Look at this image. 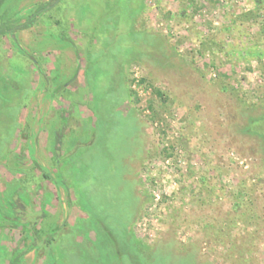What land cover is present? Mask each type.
I'll return each instance as SVG.
<instances>
[{
	"label": "rangeland",
	"instance_id": "374dc122",
	"mask_svg": "<svg viewBox=\"0 0 264 264\" xmlns=\"http://www.w3.org/2000/svg\"><path fill=\"white\" fill-rule=\"evenodd\" d=\"M51 1L0 0V264H264V0Z\"/></svg>",
	"mask_w": 264,
	"mask_h": 264
},
{
	"label": "trees",
	"instance_id": "16d2710c",
	"mask_svg": "<svg viewBox=\"0 0 264 264\" xmlns=\"http://www.w3.org/2000/svg\"><path fill=\"white\" fill-rule=\"evenodd\" d=\"M57 0H54V1H51V2H48L47 4H45V5H43V6H51V5H53L55 2H56ZM118 2H122V0H118ZM38 11V10H37ZM45 176H48V175H45ZM14 219V218H13ZM23 220H24V217L22 218ZM16 220V219H15ZM18 220V219H17ZM18 222V221H17ZM25 224V223H24ZM25 226V225H24ZM32 227V226H31ZM35 230V232H36V234H39L40 232L38 231V230H36V229H34ZM42 236L43 235H40L39 234V238H40V240H41V242H43L44 240L42 239ZM35 244H37V243H32V245H30L26 250H25V252L27 251V250H29L31 247H33V246H35ZM24 252V253H25ZM24 253H22V254H24ZM22 254H20L19 256H16L15 258H12L11 260H10V262H9V264H18L19 262H20V259H21V257H22Z\"/></svg>",
	"mask_w": 264,
	"mask_h": 264
}]
</instances>
